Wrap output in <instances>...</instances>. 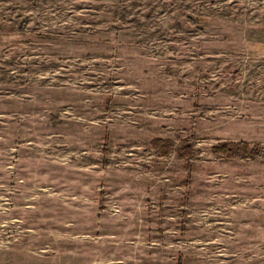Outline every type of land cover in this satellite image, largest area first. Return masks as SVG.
Here are the masks:
<instances>
[{"label": "rangeland", "instance_id": "rangeland-1", "mask_svg": "<svg viewBox=\"0 0 264 264\" xmlns=\"http://www.w3.org/2000/svg\"><path fill=\"white\" fill-rule=\"evenodd\" d=\"M264 0H0V264H264Z\"/></svg>", "mask_w": 264, "mask_h": 264}, {"label": "trees", "instance_id": "trees-1", "mask_svg": "<svg viewBox=\"0 0 264 264\" xmlns=\"http://www.w3.org/2000/svg\"><path fill=\"white\" fill-rule=\"evenodd\" d=\"M213 151L216 153H222L224 155L234 156V157H264V146H252L250 147L245 142L240 143H225L222 145H217L212 147Z\"/></svg>", "mask_w": 264, "mask_h": 264}]
</instances>
